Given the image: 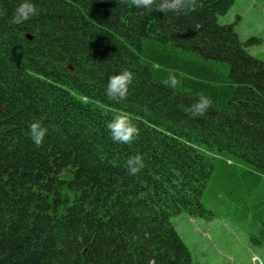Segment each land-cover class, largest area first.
Here are the masks:
<instances>
[{
    "label": "trees",
    "instance_id": "trees-1",
    "mask_svg": "<svg viewBox=\"0 0 264 264\" xmlns=\"http://www.w3.org/2000/svg\"><path fill=\"white\" fill-rule=\"evenodd\" d=\"M18 3L0 0V264H195L171 219L210 218L215 175L264 188V62L218 22L234 0L167 11L35 0L20 25ZM124 69L127 99H110L107 79ZM198 92L213 104L192 117ZM118 113L140 129L131 144L106 128ZM34 119L48 128L41 145ZM137 153L146 167L131 175ZM257 215L262 243L264 207Z\"/></svg>",
    "mask_w": 264,
    "mask_h": 264
},
{
    "label": "rangeland",
    "instance_id": "rangeland-1",
    "mask_svg": "<svg viewBox=\"0 0 264 264\" xmlns=\"http://www.w3.org/2000/svg\"><path fill=\"white\" fill-rule=\"evenodd\" d=\"M174 7L175 3H169ZM221 25H233L247 51L264 62V0H234L218 17ZM202 202L209 217L181 213L171 219L195 264H264L257 213L264 207V188L210 180Z\"/></svg>",
    "mask_w": 264,
    "mask_h": 264
},
{
    "label": "clouds",
    "instance_id": "clouds-1",
    "mask_svg": "<svg viewBox=\"0 0 264 264\" xmlns=\"http://www.w3.org/2000/svg\"><path fill=\"white\" fill-rule=\"evenodd\" d=\"M130 3L137 8L151 10L153 6H157L161 11H167L170 5L164 2L157 3V0H130ZM175 7H186L189 9H196L197 0H180ZM38 14V9L35 0H19L12 15L11 22L17 25L23 24L32 16ZM135 78V73L131 70L124 69L115 74H112L107 79L105 94L113 100L123 101L127 99L130 85H132ZM165 83L171 88L175 89L181 81L174 72H169ZM213 104V100L204 92L196 93V99L190 106V113L192 117H200L205 115ZM106 128L110 133L111 139L120 144H131L140 135V129L133 123L132 119L125 113L114 114L112 118L107 121ZM48 128L42 124L39 119H34L28 125V135L35 145H41L44 142ZM128 172L131 175H136L146 167V161L142 154L137 153L127 159Z\"/></svg>",
    "mask_w": 264,
    "mask_h": 264
},
{
    "label": "water",
    "instance_id": "water-1",
    "mask_svg": "<svg viewBox=\"0 0 264 264\" xmlns=\"http://www.w3.org/2000/svg\"><path fill=\"white\" fill-rule=\"evenodd\" d=\"M30 38V37H29Z\"/></svg>",
    "mask_w": 264,
    "mask_h": 264
}]
</instances>
